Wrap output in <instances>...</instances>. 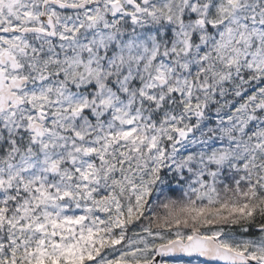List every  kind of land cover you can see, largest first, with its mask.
<instances>
[{"label": "snow or ice", "instance_id": "obj_1", "mask_svg": "<svg viewBox=\"0 0 264 264\" xmlns=\"http://www.w3.org/2000/svg\"><path fill=\"white\" fill-rule=\"evenodd\" d=\"M0 264H264V0H0Z\"/></svg>", "mask_w": 264, "mask_h": 264}]
</instances>
